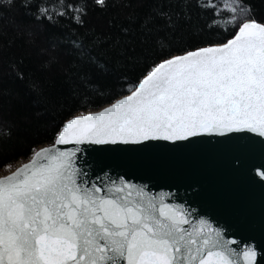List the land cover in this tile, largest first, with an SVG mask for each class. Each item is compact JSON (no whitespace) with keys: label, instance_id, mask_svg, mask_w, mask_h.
I'll list each match as a JSON object with an SVG mask.
<instances>
[{"label":"snow or ice","instance_id":"1","mask_svg":"<svg viewBox=\"0 0 264 264\" xmlns=\"http://www.w3.org/2000/svg\"><path fill=\"white\" fill-rule=\"evenodd\" d=\"M92 2L100 9L116 6ZM142 6V0L119 5L130 16ZM196 6L211 14L202 31L217 33L216 40L187 45L178 39L179 21L154 9L143 17L142 39L123 55L154 46L158 58L130 87L117 78L119 91L108 106L70 112L50 144L6 165L0 175V264H264V246L229 236L230 225L188 202H170L171 192L113 175L107 163L122 146L147 149L160 141L181 147L205 136L243 140L255 134L264 145V9L254 0H224L227 15L208 0H196ZM16 7L15 0H0L2 13ZM19 7L38 26L62 19L83 26L88 14L87 3L79 2L59 11L43 0H22ZM0 19L29 37L43 30L15 17ZM75 47L86 68L112 71ZM39 53L43 63L58 62L55 47ZM16 78L24 80L23 73ZM29 88L37 103L47 100L40 85ZM47 110L30 119L39 121ZM257 175L264 182V170ZM259 228L264 232V215Z\"/></svg>","mask_w":264,"mask_h":264},{"label":"trees","instance_id":"2","mask_svg":"<svg viewBox=\"0 0 264 264\" xmlns=\"http://www.w3.org/2000/svg\"><path fill=\"white\" fill-rule=\"evenodd\" d=\"M15 2V9L0 15L24 20L33 28L43 30L29 37L0 19V52L6 53L0 57V170L9 163L26 160L32 147L50 144L56 126L70 112L84 113L110 104L119 91L113 87L117 78L123 86L130 87L145 64L158 58L159 49L154 46L138 48L134 57L123 55L142 39L143 17L154 9H161L179 21L178 39L183 37L187 45L218 38L217 33L202 31L211 14L199 11L196 0H142L143 6L131 16L128 9L119 7L127 0H111L116 6L107 9H100L92 0H43L56 11L65 3L79 2L81 6L87 3L88 14L83 26L68 19L38 26L19 7L22 0ZM208 2L216 4L227 15L223 12L224 0ZM254 3L264 9L261 0ZM162 24L163 20L157 21L158 27ZM75 46L86 49L93 61L112 71L100 73L86 68ZM53 47L58 62L43 63L39 49ZM18 72L23 73L24 80L16 78ZM33 82L46 91L47 100L43 103H37V97L30 91ZM46 107L48 110L39 121L30 119L34 112H44Z\"/></svg>","mask_w":264,"mask_h":264},{"label":"water","instance_id":"3","mask_svg":"<svg viewBox=\"0 0 264 264\" xmlns=\"http://www.w3.org/2000/svg\"><path fill=\"white\" fill-rule=\"evenodd\" d=\"M248 137L205 136L181 147L164 141L147 149L122 146L125 150L107 163L113 175L148 185L156 193L171 192L174 200L170 202H188L220 225H230L229 236L264 246V232L259 228L264 215V182L257 175L264 170V145L255 134ZM234 247L239 250L240 246Z\"/></svg>","mask_w":264,"mask_h":264},{"label":"rangeland","instance_id":"4","mask_svg":"<svg viewBox=\"0 0 264 264\" xmlns=\"http://www.w3.org/2000/svg\"><path fill=\"white\" fill-rule=\"evenodd\" d=\"M26 160H27V159H26ZM26 160H20L18 163H20V162H22V161H26ZM18 163H16V164H18ZM13 165H15V164H13ZM5 171H6V167H5L4 169L0 170L1 175L4 174Z\"/></svg>","mask_w":264,"mask_h":264},{"label":"bare ground","instance_id":"5","mask_svg":"<svg viewBox=\"0 0 264 264\" xmlns=\"http://www.w3.org/2000/svg\"><path fill=\"white\" fill-rule=\"evenodd\" d=\"M0 175H1V173H0Z\"/></svg>","mask_w":264,"mask_h":264}]
</instances>
